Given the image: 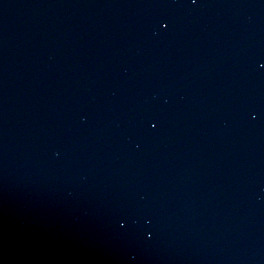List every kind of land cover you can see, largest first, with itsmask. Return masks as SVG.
Masks as SVG:
<instances>
[{
    "label": "water",
    "instance_id": "95a60500",
    "mask_svg": "<svg viewBox=\"0 0 264 264\" xmlns=\"http://www.w3.org/2000/svg\"><path fill=\"white\" fill-rule=\"evenodd\" d=\"M0 264H264V0H0Z\"/></svg>",
    "mask_w": 264,
    "mask_h": 264
}]
</instances>
